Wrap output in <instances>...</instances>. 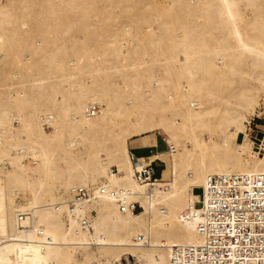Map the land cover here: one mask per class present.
<instances>
[{"label":"bare ground","instance_id":"obj_1","mask_svg":"<svg viewBox=\"0 0 264 264\" xmlns=\"http://www.w3.org/2000/svg\"><path fill=\"white\" fill-rule=\"evenodd\" d=\"M263 114L264 0H0V264H173L208 177L264 174Z\"/></svg>","mask_w":264,"mask_h":264},{"label":"built area","instance_id":"obj_2","mask_svg":"<svg viewBox=\"0 0 264 264\" xmlns=\"http://www.w3.org/2000/svg\"><path fill=\"white\" fill-rule=\"evenodd\" d=\"M89 110L94 114L98 106L92 105ZM247 132L252 147L260 150L264 145V114L251 119ZM130 151L137 182L154 184L159 177L154 169L157 160L139 164L140 157L132 149ZM72 193L69 208L75 215L77 204L89 201L91 193L81 186L74 187ZM111 193L120 197L122 210L141 208L139 203H129L121 198L125 191ZM203 197L202 221L197 226L202 242L175 246L173 264H264V174L212 175L207 179ZM80 221L83 225L89 222L84 217ZM119 264H135V259L123 257Z\"/></svg>","mask_w":264,"mask_h":264},{"label":"rangeland","instance_id":"obj_3","mask_svg":"<svg viewBox=\"0 0 264 264\" xmlns=\"http://www.w3.org/2000/svg\"><path fill=\"white\" fill-rule=\"evenodd\" d=\"M153 26L156 28V25H153ZM15 124H18V122L15 121ZM47 130L50 131L49 128ZM143 137H146V138L134 139V140L131 141V148H132L133 152L136 155H140L141 152L148 153L149 151H148L147 148H152V151L154 149V146H155V136H154V134H148V135L143 136ZM144 147L146 148L145 151H143ZM163 167H164V163L159 161V160H157L154 163V169H155V175L156 176L160 175V172H161Z\"/></svg>","mask_w":264,"mask_h":264},{"label":"crops","instance_id":"obj_4","mask_svg":"<svg viewBox=\"0 0 264 264\" xmlns=\"http://www.w3.org/2000/svg\"><path fill=\"white\" fill-rule=\"evenodd\" d=\"M142 138H146V137H143V136H142V137H139V138H134V139H142ZM134 139H131V140L129 141V144H130V145H129V148H130V149H132V148H131V141H132V140H134ZM145 147H146V146H145ZM145 147H144L143 151H145V150H146V148H145ZM147 149H148V151H149L148 153H150V151H151V148H147ZM148 153H143V152H141V154H140V155H138V156H142V155H144V156H145V155H147Z\"/></svg>","mask_w":264,"mask_h":264}]
</instances>
